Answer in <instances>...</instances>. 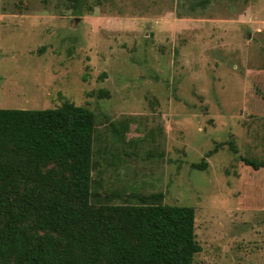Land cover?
<instances>
[{"label":"rangeland","instance_id":"374dc122","mask_svg":"<svg viewBox=\"0 0 264 264\" xmlns=\"http://www.w3.org/2000/svg\"><path fill=\"white\" fill-rule=\"evenodd\" d=\"M197 1L0 0V108L85 106L91 203L160 192L192 264H264V0Z\"/></svg>","mask_w":264,"mask_h":264},{"label":"trees","instance_id":"16d2710c","mask_svg":"<svg viewBox=\"0 0 264 264\" xmlns=\"http://www.w3.org/2000/svg\"><path fill=\"white\" fill-rule=\"evenodd\" d=\"M69 1L77 11L84 0ZM94 133V113L67 100L0 108V264H192V206L162 203L160 192L91 203Z\"/></svg>","mask_w":264,"mask_h":264}]
</instances>
